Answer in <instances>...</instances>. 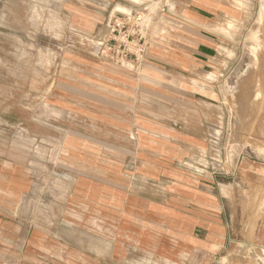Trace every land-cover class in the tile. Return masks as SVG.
<instances>
[{"label": "crops", "instance_id": "crops-1", "mask_svg": "<svg viewBox=\"0 0 264 264\" xmlns=\"http://www.w3.org/2000/svg\"><path fill=\"white\" fill-rule=\"evenodd\" d=\"M140 1L69 0L64 36L48 6L1 22L48 49L0 86V264H263L264 168L203 153L218 26L245 28L254 3ZM142 9V58L101 54L108 19Z\"/></svg>", "mask_w": 264, "mask_h": 264}, {"label": "rangeland", "instance_id": "rangeland-1", "mask_svg": "<svg viewBox=\"0 0 264 264\" xmlns=\"http://www.w3.org/2000/svg\"><path fill=\"white\" fill-rule=\"evenodd\" d=\"M170 2L171 0L169 4ZM68 3L69 0H0V24L3 21V24L8 22L13 26L24 22L25 16L36 19V4H39L52 10L60 29L58 36H64V24L61 23L64 17L59 11L67 9ZM252 3L254 6L252 12L247 15L245 28L236 27L229 22L218 26L217 32L221 34L222 41L219 52L224 55V60L220 61L218 68L222 71L214 76L204 77L206 81L217 84V92L209 94L214 101L210 104L204 103L205 112L217 121L212 126L213 136L209 147L203 153L212 159L216 168L228 172L230 176L238 170L243 161L255 168H264V18L260 19L264 13V0H252ZM233 4L242 8L244 2L233 0ZM165 24V30L176 31V27H170L168 22ZM48 29L54 31L52 27L46 28V31ZM19 31L20 33L15 29H0V86L6 81L9 86L16 84L18 79L14 77V70L17 69L23 70L21 73L25 76L36 75V53H43L48 49L47 45H36V29H24L29 38L24 39L23 43H18L21 39H17L16 34H22V30ZM257 45L262 59L259 69L256 68L252 72V69L248 70L247 67L251 61V49ZM238 84L239 87L236 86ZM257 92H261L258 97ZM230 181H233L232 177Z\"/></svg>", "mask_w": 264, "mask_h": 264}, {"label": "built area", "instance_id": "built-area-1", "mask_svg": "<svg viewBox=\"0 0 264 264\" xmlns=\"http://www.w3.org/2000/svg\"><path fill=\"white\" fill-rule=\"evenodd\" d=\"M149 17L147 9L110 17L107 37L100 43L101 54L112 57L116 62L141 59L149 37L146 30Z\"/></svg>", "mask_w": 264, "mask_h": 264}, {"label": "bare ground", "instance_id": "bare-ground-1", "mask_svg": "<svg viewBox=\"0 0 264 264\" xmlns=\"http://www.w3.org/2000/svg\"><path fill=\"white\" fill-rule=\"evenodd\" d=\"M263 15V14H262ZM264 17V16H263ZM187 22V21H186ZM264 43V42H263ZM252 60H251V62L248 64V70L249 69H252V72H254V70L256 69V68H258V66L260 65V60L262 59L261 58V55H260V53H259V49H253V52H252ZM263 64V63H262ZM259 69V68H258ZM261 69V68H260ZM262 69H264V68H262ZM261 69V70H262ZM249 72V71H248ZM246 74V73H245ZM249 74H251V72L249 73ZM254 74V73H253ZM263 74V73H262ZM242 77V76H241ZM245 77H247L246 75H245ZM254 77V76H253ZM242 78H244V77H242ZM254 79V78H253ZM246 80V79H245ZM239 81H241V78L239 79ZM243 81V80H242ZM258 82V81H257ZM240 84H241V82H240ZM240 84H238V85H236V86H238L239 87V85ZM241 85H243V84H241ZM243 87V86H242ZM255 88V87H254ZM236 89H238V88H236ZM256 89V88H255ZM234 90V89H233ZM240 91V90H239ZM245 91V90H244ZM246 92V91H245ZM244 92V93H245ZM239 93V92H238ZM261 92H257V97L258 96H260L259 94H260ZM246 95V94H245ZM253 97V96H252ZM256 97V96H255ZM254 97V98H255ZM256 97V98H257ZM246 98V97H245ZM262 99V98H261ZM250 100V99H249ZM253 100V99H252ZM256 100V99H255ZM263 100V99H262ZM259 101V100H258ZM264 101V100H263ZM259 103V102H258ZM261 103V102H260ZM264 109V108H263ZM262 110V109H261ZM245 111V110H244ZM248 119V118H247ZM238 121V120H237ZM237 129V128H236ZM236 140V139H235ZM260 259L263 261V264H264V258L261 256L260 257Z\"/></svg>", "mask_w": 264, "mask_h": 264}]
</instances>
